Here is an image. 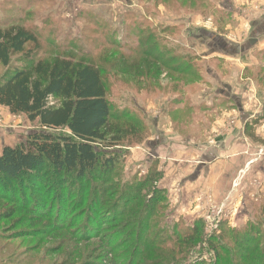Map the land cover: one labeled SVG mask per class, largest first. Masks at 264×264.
Returning <instances> with one entry per match:
<instances>
[{"label":"rangeland","instance_id":"1","mask_svg":"<svg viewBox=\"0 0 264 264\" xmlns=\"http://www.w3.org/2000/svg\"><path fill=\"white\" fill-rule=\"evenodd\" d=\"M260 23L262 32L255 27ZM12 26L37 36L40 46L30 59L64 57L102 68L115 112L132 109L137 118H147L150 142L178 135L204 141L211 135L208 127L220 114L219 108L218 112L208 109L212 106L209 97L227 117L231 109L237 111L243 104L247 93L254 118L243 127L251 135L245 151L250 163L234 174L232 190L224 201L216 202L211 195L206 202L204 196L196 201L198 208L187 205L190 199L186 197L179 204L167 190L161 193L160 203L149 202L151 192L137 195L132 179L140 180L157 167L155 159L148 157L127 161L109 176H94L92 185L75 176L56 175L48 168L24 176L23 181L8 182L17 193L9 189V197L18 202L15 206L26 204L33 215L50 212L53 218L35 222L33 227V223L14 226V221L2 222L0 234L8 229L15 233L27 230L30 236L10 245L0 240V248L8 245L6 254H0V264H59L57 255L47 253L59 246L67 232L55 241L52 234V238L39 237L37 230L52 224L63 227L66 222L71 233L82 239L98 236L103 242L92 241L85 250V243L68 237L72 243L67 244V251H81L84 263L92 254V261L103 258L98 264H264V44L252 56H245L251 39L262 38L264 43V0H0V28ZM228 43L235 45L228 47ZM237 45L247 47L242 55L234 51ZM6 71L0 65V79ZM153 119L160 131L156 130L159 125L153 127ZM40 130L38 122L13 115L0 105V154L5 147L27 143L30 134ZM66 133L63 129L55 132ZM100 190L109 193L101 195ZM96 191L100 199L93 204ZM129 199L134 201L129 203ZM125 212L134 217L121 219L115 227L103 225ZM18 214L20 218L27 212ZM77 217H84L79 225ZM141 219L149 221L150 227L142 238L132 231L140 229ZM126 224L131 226L124 230ZM196 224L204 233L193 242L189 232ZM138 238L144 243L141 240L140 245ZM113 239L115 245L109 247ZM37 244L39 250L34 252ZM216 253L225 261L219 263ZM44 256L47 261L43 262Z\"/></svg>","mask_w":264,"mask_h":264},{"label":"trees","instance_id":"2","mask_svg":"<svg viewBox=\"0 0 264 264\" xmlns=\"http://www.w3.org/2000/svg\"><path fill=\"white\" fill-rule=\"evenodd\" d=\"M30 45H33V48L29 50ZM39 46L37 36L29 29L19 26L0 28V65L7 68L4 76L0 79V105L7 107L11 114L25 115L29 121L38 122L41 126L40 131L30 134L27 143L14 148L5 147L0 154V179L2 178L4 181L0 187V224L14 221L12 223L14 226L33 223L30 225L33 227L35 222L37 225L45 219L53 218V214L50 212H42L41 217L33 215L32 208H26V204L21 207L15 206L18 202L9 197V189L13 193L15 191L10 188L8 182L23 181L24 176L42 173L48 168L53 170L56 175L75 176L79 181L92 185L94 176L99 174L109 176L118 167H123L131 156V151L125 147H137L150 138V129L145 124L147 118H137V113L131 111L132 109L115 112L114 105L109 99L111 88L102 68L64 57L44 60L30 59L32 53L37 51ZM61 129L67 130L68 134H55ZM249 136L251 135L249 134ZM154 162L157 167L151 168L148 176L141 177L140 180L132 179L131 186L134 187L132 189L136 191L137 195L142 192H145V195L148 192L153 193L149 194L151 197L149 202L155 200L160 203L161 193H165V190L158 186V179L161 180L162 172L158 170L159 161L155 159ZM35 183L40 186L43 184L42 181ZM117 189L119 188H114V190ZM4 190H7L6 195L3 193ZM99 192L101 195L109 193L104 190ZM99 192H94L93 204L100 199ZM15 194L17 195V193ZM149 195L147 194V196ZM44 198L48 200L47 197ZM122 199L125 200L124 197ZM139 199L140 197H137L136 201ZM133 201V199H129V203ZM79 203H76L75 206ZM20 211H26L27 215L17 218ZM90 211L91 209H89ZM130 214L125 212V214L114 216L103 225L111 224L115 227L121 219L130 220L134 217V214ZM148 214L149 218L147 219L150 220L153 214L151 211ZM78 218L75 221L80 222L76 225H79L84 219V217ZM135 220L137 222L139 219L135 218ZM148 222L141 219L138 223L140 229L137 230L134 227L132 231H135L136 235L139 233L142 238L145 233L150 231ZM73 224L75 225V223ZM69 226L66 222L63 227L52 224L50 228L37 230V232L40 230L37 233L39 237L49 238V234H52V240L55 241L60 240L65 232L68 234L64 240L59 242V246L49 250L47 255H57L60 259L59 264H98L96 262L103 258L92 261L93 256L90 254L88 255L90 259L84 258V263L81 251L76 254L70 253L66 246L72 243V240L68 239L71 237L76 243H85V250H87L92 241L100 238L96 235L97 237L92 239H82L76 233H71L72 229ZM129 226L131 224L124 225V230ZM9 230L0 234V240H5L9 245L18 240L25 241L30 236L27 230H21L18 233ZM86 231L89 229L86 228ZM189 233H191L190 237L188 234L185 238L189 237L193 242H197L203 238L204 230L199 224H196ZM176 237H180V235ZM35 238L36 235L32 239ZM141 240L143 242V239L138 238L139 244ZM114 241L115 239L109 242V247L115 245ZM212 241L210 240L209 243L211 244ZM154 245H150L153 250ZM7 247L8 245H5L0 248L2 256L6 254L4 252L8 251ZM33 248L34 252L39 250L38 244ZM121 249H125L124 245ZM214 249L216 250V248ZM216 252L219 253L217 250ZM28 253H30L29 250ZM28 253L25 251L24 254ZM217 255L219 263L225 261L221 255ZM41 260L47 261V256Z\"/></svg>","mask_w":264,"mask_h":264},{"label":"crops","instance_id":"3","mask_svg":"<svg viewBox=\"0 0 264 264\" xmlns=\"http://www.w3.org/2000/svg\"><path fill=\"white\" fill-rule=\"evenodd\" d=\"M255 27L262 32V23ZM263 44L262 38L251 39L249 41L251 48L247 50L245 56L250 57L254 51L263 49ZM232 45L235 44L228 43V47ZM246 49L247 47L242 48L237 45L234 51L242 55ZM246 96L247 93L243 98V104L238 105L237 111L231 109L227 117L223 115L222 107L217 104L213 105L214 101L212 97H209L208 102L209 104L212 102V106H207L208 109L213 111L217 109L216 112H218L219 108L220 114L216 115V121L208 127L211 135H207L204 141L184 139L180 135L164 139L160 137L159 142L155 140L150 142L151 140L148 139L137 147H125L131 151L128 162L131 163V160L139 162L145 157L160 161L161 165L158 164L161 166L160 171L163 172V178H160L158 186L167 190L170 195L175 194V201L181 205L185 203V197L190 199L187 205L191 204V208H198L196 201H202L204 196L206 202L211 195L216 202L224 201L232 190L234 174L250 163L245 157L249 135H246L243 127L249 119L254 117L249 111L252 105ZM258 114H260L259 110L255 112V116H259ZM155 120L153 119V127L159 125L155 124ZM159 129L160 125L156 127V130L160 131Z\"/></svg>","mask_w":264,"mask_h":264},{"label":"built area","instance_id":"4","mask_svg":"<svg viewBox=\"0 0 264 264\" xmlns=\"http://www.w3.org/2000/svg\"><path fill=\"white\" fill-rule=\"evenodd\" d=\"M217 229V228H216Z\"/></svg>","mask_w":264,"mask_h":264}]
</instances>
